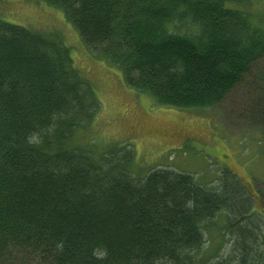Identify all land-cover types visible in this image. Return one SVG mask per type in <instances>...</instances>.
Segmentation results:
<instances>
[{"label":"trees","instance_id":"trees-1","mask_svg":"<svg viewBox=\"0 0 264 264\" xmlns=\"http://www.w3.org/2000/svg\"><path fill=\"white\" fill-rule=\"evenodd\" d=\"M42 1L157 104L210 107L264 57L248 0ZM260 78L248 118L264 127ZM89 83L58 37L0 18V264H264V209L232 171L136 179L132 149L80 143L100 110ZM221 215L223 252L205 245Z\"/></svg>","mask_w":264,"mask_h":264},{"label":"rangeland","instance_id":"rangeland-1","mask_svg":"<svg viewBox=\"0 0 264 264\" xmlns=\"http://www.w3.org/2000/svg\"><path fill=\"white\" fill-rule=\"evenodd\" d=\"M245 9L252 24L264 28V0H248ZM0 18L58 37L69 48L74 67L89 80L100 102L94 121L78 131L80 143L96 152L114 144L132 149L130 170L136 179L153 169H172L208 186L217 184L215 178L226 168L249 186L256 208L264 209V127L248 118V107L261 95L257 83L263 81L264 57L251 64L220 102L179 108L157 104L126 85L115 67L91 53L60 9L42 0H0ZM215 220L219 226L211 228L212 238L205 245L223 252L224 217Z\"/></svg>","mask_w":264,"mask_h":264}]
</instances>
